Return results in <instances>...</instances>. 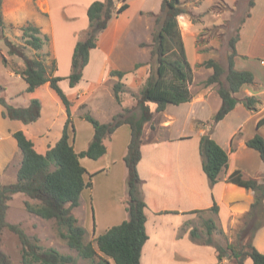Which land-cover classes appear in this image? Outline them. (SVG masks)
I'll return each mask as SVG.
<instances>
[{
	"label": "trees",
	"instance_id": "trees-1",
	"mask_svg": "<svg viewBox=\"0 0 264 264\" xmlns=\"http://www.w3.org/2000/svg\"><path fill=\"white\" fill-rule=\"evenodd\" d=\"M254 4L253 0L251 7ZM1 7L2 0L0 38H3L8 46L9 54L20 57L24 62L22 68L14 67L13 71L27 82L26 92H33L41 85L49 83L66 108L67 120L61 138L46 153L37 151L34 142L23 130L13 133L22 160L15 181H0V264H12L10 255L2 248L3 233L6 229L14 232L20 240L22 264H75L71 254L62 253L54 247L45 248L38 242L37 237L27 234L20 224L8 221L10 201L18 193L34 200H26L24 203L29 213L46 220H54L59 237L82 258L91 259L90 264H141L142 250L149 239L146 228L147 203L140 188L142 179L138 172L144 127L152 120L155 111L162 112L168 104L179 105L193 97L190 88L194 80L193 68L188 60L178 23V17L188 13V10L181 0H162L163 16L157 17L159 26L154 34L151 49V57L155 59L156 67L150 70L139 93L134 92L136 104L133 108H124L114 114L108 122H100L88 111L82 113L81 118L93 125L94 135L88 147L77 152L72 143L75 133L73 101L60 86V81L67 79L69 85L74 87L83 79L90 52L98 46L100 33L108 27L114 17L129 8V3L127 0H95L89 5V25L79 33L72 55L71 72L67 77L56 74V57L50 58V53L42 52L50 37L44 34L36 23L27 21L20 27V42L5 36L6 22ZM239 39L240 34H237L230 40L231 53L227 69L214 59L205 62L213 71L204 80L203 85L218 84L217 91L222 99L220 108L212 119L206 122L209 123L210 130L240 102L249 109H257L260 103L255 96H236L243 85L255 83L251 71L238 70L235 67ZM28 49L33 50L34 54L29 55ZM2 61L8 66L9 61L5 56H2ZM126 74V71L120 69L110 71L111 76L120 79L114 84L115 97L119 101L120 93L126 91V84L122 81ZM224 74L225 81L222 79ZM4 90L2 86L1 91ZM0 104L3 106V117L21 120L25 124L37 121L42 114V103L38 98L32 99L27 106H15L4 94H0ZM122 124H129L131 128V139L124 156L128 169L126 209L129 217L110 227L94 240H89L86 227L74 214V209L80 205L83 191L93 185V174L88 172L81 158L96 160L104 156L107 152L105 138ZM262 125L264 117L258 122V126ZM246 145L257 150L264 162V137L260 133L246 140ZM200 153L203 169L211 185L224 178L228 182L253 190L254 200L249 211L240 218L234 240L229 241L228 235L217 223L219 206L216 202L209 209L194 211L196 214L208 213L209 216L203 221L205 231L200 233L195 227L192 229V237L200 238L202 243L215 247L217 264H245L247 258H251L252 264H264V253L254 245L256 232L264 226V176L261 180L246 177L238 169L229 173L231 155L212 137L210 131L201 136ZM217 234L224 237V243L215 239ZM96 257L99 259L95 260Z\"/></svg>",
	"mask_w": 264,
	"mask_h": 264
},
{
	"label": "crops",
	"instance_id": "crops-1",
	"mask_svg": "<svg viewBox=\"0 0 264 264\" xmlns=\"http://www.w3.org/2000/svg\"><path fill=\"white\" fill-rule=\"evenodd\" d=\"M59 1L39 0V6L43 10L41 15H47L48 22L50 21L52 24L53 52L55 50L54 55L58 66L57 75H59L60 54H57L59 40L56 39H58L57 34L62 35L63 31L62 27L56 28L55 22L59 21L61 26L65 21L66 23L67 21L74 23L73 26H70L71 30L65 33H69L71 37L67 40L65 49L61 53V57H64L68 64L67 70L70 73L78 33L88 27L87 10L95 0H89L86 4L80 2V0H76V2L61 0L60 3ZM254 1L251 15L241 28L240 39L237 42L235 67L238 70H249L254 74L255 83L243 85L236 96L239 98L257 97L260 100L257 109H249L240 102L210 130V125L206 122L210 121L220 108L222 99L218 94L216 83L209 86L202 85L197 89V87H194L196 82L194 76L193 83L190 86L193 93L190 101L179 105L168 104L164 111H155L152 120L145 124L138 172L142 179L140 188L147 203L148 220L146 228L149 239L142 250L141 264H144V259L148 261L151 256L156 257L162 249L169 250L171 248H174L172 254L167 252L165 255L169 260L177 258L179 253L182 258L195 264H201L205 260L208 249H210V256L214 258L212 264H217V253L214 246L205 244L197 247L192 245L194 243L189 240L188 234L186 239H179L177 232L181 226L189 223L190 219L196 214L194 211L209 209L216 202L219 206L216 217L217 223L228 234L240 224V218L251 207L254 200L253 190L228 182L224 178L214 185L210 184L209 178L203 169L200 140L204 133L210 131L212 137L230 153L231 166L228 170L229 173L238 169L246 177L260 180L263 178L264 162L259 152L246 145V140L254 137L257 133L264 137V125L258 126L259 120L264 117V11L260 13L261 9L264 10V0ZM79 7H82V11L75 12V8ZM65 10H67V13ZM5 15L7 19H11L7 13ZM37 25L41 24L37 22ZM95 50H99V47L97 46L91 50L89 63L84 69L83 80L86 79L87 72H89L92 64L96 63L91 72L92 78L91 80L88 79L90 83L87 86H82L79 83L74 87L70 85L67 87L70 96H74L70 99H74L72 100V107L75 108V111H78L84 102H86L87 107L89 106L85 97L91 92L94 93L97 86L103 87V81L109 77L108 75L112 69L124 70L122 67H115L110 64L109 53L102 51L101 54L94 55L92 51ZM211 72L212 70L207 75ZM11 74L12 76L21 77L15 72ZM45 84L49 85V83ZM42 86L33 92H26V86L25 90L23 89L16 94L26 97L20 105L15 104V106H27L32 99H40L42 114L33 123L25 124L21 120H10L3 117V106L0 104V120L8 123L9 126H13V128L7 129V134L1 135V138L5 139L11 136L17 150L19 147L16 143L17 140L13 139V133L18 130L25 132L40 153H46L62 136L67 120V112L64 111L62 126L57 134H54L56 118L52 116L50 105L37 96ZM52 91L56 98H59L53 89ZM50 96L53 98L54 103L59 104V108H61V103H57L58 101L52 93ZM152 107L155 108V105L152 104ZM117 110L118 108L110 110V114L107 116L108 119H101L100 121H110ZM75 116L77 118L73 119L75 133L73 134L72 143L75 150L80 152L85 150L92 140L94 127L88 125V121L81 118L80 115L75 113ZM130 139V125L122 124L113 134L105 138L107 152L104 156L96 160L87 157L81 158L82 164L89 173L93 174V185L83 191L80 205L82 197L87 196L89 200V194L91 193L93 218L92 222L85 227L88 234L91 232L95 238L129 217L126 209L128 169L124 156L127 153ZM23 195L26 196L27 200L34 201L27 195ZM217 236L219 235L217 234ZM167 242L168 244L164 246ZM190 245L194 248L189 249ZM254 245L264 253V226L256 232ZM200 252H204V254ZM249 264H252V260Z\"/></svg>",
	"mask_w": 264,
	"mask_h": 264
},
{
	"label": "rangeland",
	"instance_id": "rangeland-1",
	"mask_svg": "<svg viewBox=\"0 0 264 264\" xmlns=\"http://www.w3.org/2000/svg\"><path fill=\"white\" fill-rule=\"evenodd\" d=\"M73 1L76 2V0H69L67 2ZM181 1L182 5L188 10V13L180 15L178 17V23L184 38L187 57L192 65L193 74L196 79L194 87L198 89L203 85L204 80L208 77L207 74L212 70V68L207 67L205 64L206 61L214 59L221 63L225 69L228 68V57L231 53L230 40L232 37L240 34L245 19L251 14L253 8L251 7V2L253 0ZM80 2L86 4L89 0H80ZM127 2L129 3V8L110 21L108 27L100 33L98 41L99 50L92 51L94 55L101 54L102 51L109 53L111 65L122 67L127 74L131 72L129 75L126 74L122 79L126 84V91L121 92L120 101L117 100L114 93V84L120 79L117 76H111L109 74V77L107 76L108 78L103 81V87L97 86L94 89V93L91 92L85 97L88 100V107L86 106V102L79 107L78 111H75V108L72 107L73 119L77 118L75 113L81 115L88 111L100 121L101 119H108L107 116H109L110 110L118 108V113L124 108H133L136 104V98L133 95L134 92L138 94L144 86L150 74L149 67L150 70L156 67L155 59L151 57V49L154 34L159 26L157 17L163 16L161 11L162 0H127ZM82 7L75 8V12H81ZM1 9L6 22L4 28L5 36L20 42L21 40L19 38L22 35L20 27L27 21H32L36 24L39 22L42 25H39L42 32L50 37V41L44 44L42 52L50 53V58L55 57V50L53 52L52 24L50 21L48 22L47 15H41V11L43 10L39 6V0H2ZM263 11L261 9L260 13ZM65 12L67 13V10ZM5 13L11 19H7ZM72 24L74 23L68 21L66 23L65 21L61 26L59 21L55 22L56 28L62 27L63 31L62 35L57 34L58 39H56L59 40V48L57 49L59 51L57 54H60L58 74L62 77H65L69 73V70H67L68 64L64 57H61V53L65 49L67 40L71 37L69 33H65L71 30L70 26H73ZM85 29L80 30L79 33ZM27 52L29 55L34 54V51L31 49H28ZM2 56L8 59V66L3 63ZM95 64L93 63L89 72H87L86 79H82L79 82L82 86H87L90 83L88 79L90 78L91 80L92 78L91 72ZM23 65L24 62L20 57L9 54L8 46L4 39L0 38V94H4L9 102L14 105H20L26 97L16 94L23 89L25 90L28 85L27 82L22 77L12 76L11 74L14 72V67L22 68ZM222 79L224 81L226 80V74L223 75ZM216 85L218 88V84ZM2 86L5 88L4 91H1ZM60 86L69 98L74 97L73 95L70 96L67 92V87L69 86L67 79L60 81ZM51 93L56 98L50 86L43 84L37 96L50 105L52 116L56 118L53 131L54 134H57L59 128L62 126L63 113L64 111L66 113V110L59 98L56 99L58 101L57 103H61V108H59V104L54 103L53 98L50 96ZM88 125L92 126L89 122ZM9 128H13V126H9L8 123L0 120V181L2 183H10L16 180L17 171L22 160V154L19 149H15V144L11 136L5 139L1 138V135L7 134V129ZM13 139L15 140L14 137ZM5 151L6 153H4ZM26 200V196L23 194L14 195L10 201L7 214V219L10 222L20 224L27 234L32 237H37L38 242L45 248L54 247L62 253L71 254L74 257L75 264L91 263V259L82 258L76 250L71 249L66 241L59 237L54 220L38 218L36 215L29 213L24 204ZM74 214L83 226H87L92 222L91 193L89 194V200L87 196L82 197L81 205L74 209ZM208 216V213L195 214L189 223L180 227L177 232L178 238L186 239L188 234L189 240L194 243L192 245L197 247L199 245H205L200 238L192 237V229L196 227L200 230V233L204 232L205 227L203 221ZM237 227L233 228L227 234L229 241L234 240L235 229ZM87 239L94 240L95 236L90 232L87 235ZM215 239L220 243L225 242L224 237L220 235H215ZM167 244L168 242L164 246ZM192 245L189 246V249L194 248ZM2 248L10 255L12 264H22L21 243L14 232L7 229L4 231ZM173 249H162L156 257L151 256L148 261L144 259V264H195L190 260L182 258L179 253L177 258H173V260L166 258L167 256L165 257V255L167 252H171L172 254ZM210 251L208 249L207 254L209 255H205V260L201 264H212L214 258L210 256ZM200 253L204 254V252ZM98 259V257L95 258V260ZM250 261L251 258H248L246 264H249Z\"/></svg>",
	"mask_w": 264,
	"mask_h": 264
}]
</instances>
